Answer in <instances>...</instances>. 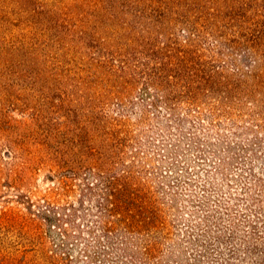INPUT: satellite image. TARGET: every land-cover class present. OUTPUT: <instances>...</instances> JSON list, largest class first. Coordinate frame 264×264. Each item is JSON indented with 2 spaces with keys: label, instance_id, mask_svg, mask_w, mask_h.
<instances>
[{
  "label": "rangeland",
  "instance_id": "obj_1",
  "mask_svg": "<svg viewBox=\"0 0 264 264\" xmlns=\"http://www.w3.org/2000/svg\"><path fill=\"white\" fill-rule=\"evenodd\" d=\"M0 264H264V0H0Z\"/></svg>",
  "mask_w": 264,
  "mask_h": 264
},
{
  "label": "trees",
  "instance_id": "obj_2",
  "mask_svg": "<svg viewBox=\"0 0 264 264\" xmlns=\"http://www.w3.org/2000/svg\"><path fill=\"white\" fill-rule=\"evenodd\" d=\"M148 225H149V227H152V222L150 221V222L148 223Z\"/></svg>",
  "mask_w": 264,
  "mask_h": 264
}]
</instances>
